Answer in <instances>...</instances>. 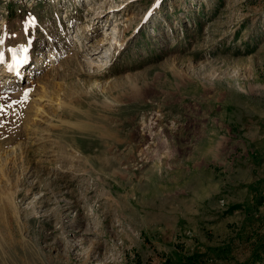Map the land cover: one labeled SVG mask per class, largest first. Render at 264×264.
<instances>
[{"label": "rangeland", "instance_id": "1", "mask_svg": "<svg viewBox=\"0 0 264 264\" xmlns=\"http://www.w3.org/2000/svg\"><path fill=\"white\" fill-rule=\"evenodd\" d=\"M0 37V264H264V0H0Z\"/></svg>", "mask_w": 264, "mask_h": 264}, {"label": "bare ground", "instance_id": "2", "mask_svg": "<svg viewBox=\"0 0 264 264\" xmlns=\"http://www.w3.org/2000/svg\"><path fill=\"white\" fill-rule=\"evenodd\" d=\"M5 41H6V38H5ZM27 47H29V45H25L22 48L28 49ZM20 49L19 50L10 51L12 57L11 56L10 57H7L6 56L7 49L4 51V53H3V63H0V71H2L3 75H4V73H7V74L8 73L9 74L11 73L12 75L15 74L16 76L20 77V75H21L20 74V70L23 68L24 64L20 65L18 68H14L12 71H9V68H8V66L13 63V57H14V55H15V58L18 59V60L20 59L17 56L19 53H22L23 54V58L26 57V59H27V57H29V54H28L29 52L28 51H30V50H27L26 52H21ZM48 92L46 91V87L40 85L39 88H38V91L36 93H34L33 99L32 100H29L30 103L27 102V103H29L31 105H30V108H29L30 116L27 117V119L24 121V124L25 125L32 126L33 124H36V126H37L39 123H41L42 121H44V118H46V119L48 118L49 119L50 117L46 113V109L47 108H55V110L57 111L59 108L62 109L64 107H66V105H64V103L58 99V95H54L52 97V96H49L48 95ZM37 128H38V126H37ZM25 130H27V128ZM14 132L16 133V131H14ZM31 132H33V131H31ZM0 172H2V170H0ZM0 174L3 175V173H0Z\"/></svg>", "mask_w": 264, "mask_h": 264}, {"label": "snow or ice", "instance_id": "3", "mask_svg": "<svg viewBox=\"0 0 264 264\" xmlns=\"http://www.w3.org/2000/svg\"><path fill=\"white\" fill-rule=\"evenodd\" d=\"M32 23H34V21H32V20H29V21H27V22L25 23V31H27V29L29 28V26H30ZM0 43H3V38H2V37H0ZM30 43H31V41H29V44H30ZM10 51H14V50H10ZM20 51H21V52H26L27 49H26V48H21ZM0 63H3V53H2V52H0ZM24 63H26V57L17 60V59L15 58V55H14V57H13V63L10 64V65L8 66L9 71H12L14 68H18L20 65H22V64H24ZM4 114H5V113H4V108H3V107H0V115H4Z\"/></svg>", "mask_w": 264, "mask_h": 264}]
</instances>
